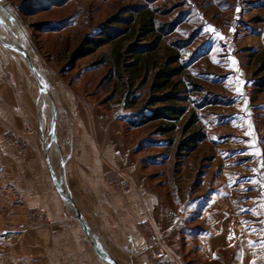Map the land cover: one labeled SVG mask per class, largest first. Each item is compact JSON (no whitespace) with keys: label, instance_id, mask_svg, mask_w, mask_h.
I'll return each instance as SVG.
<instances>
[{"label":"crops","instance_id":"obj_1","mask_svg":"<svg viewBox=\"0 0 264 264\" xmlns=\"http://www.w3.org/2000/svg\"><path fill=\"white\" fill-rule=\"evenodd\" d=\"M237 8L228 27L200 30L205 42L185 71L228 99L218 107L250 131L253 117L262 113L251 103L252 77L241 51L264 49V0H241ZM0 40L6 48L0 49V264H111L103 246L118 264H264V142H251L255 131L241 136L247 142H200L170 178L163 169L166 154L137 152L141 142L132 132L150 122L133 127L135 118L116 119L101 101L66 82L53 94L44 79L56 105L54 130L49 94L39 89L35 99L23 80L17 82L12 67L23 79V51ZM225 78L232 91L214 86ZM206 115L211 122L216 118ZM26 123L35 133L20 153L8 139L23 134ZM201 147L204 154L194 159ZM54 174L102 242L103 255L57 190ZM107 174L127 178L132 192L108 184ZM32 210L47 212L51 221L26 234L24 217ZM9 222L18 227L13 233L4 231ZM151 239L164 248L159 257L150 253Z\"/></svg>","mask_w":264,"mask_h":264},{"label":"rangeland","instance_id":"obj_2","mask_svg":"<svg viewBox=\"0 0 264 264\" xmlns=\"http://www.w3.org/2000/svg\"><path fill=\"white\" fill-rule=\"evenodd\" d=\"M240 1L231 0V7L221 5L219 0H5L0 3V37L8 44L20 46L26 50L53 94L58 92L63 81L67 83L70 90L80 92L86 98L94 96L95 102L101 101L100 104L116 119L146 118L150 117L158 107L163 106L160 100L157 101L156 106L150 105L151 100L174 91L172 88L159 91L154 85L157 80L156 74L164 63V56L169 53V50H175L181 55L180 64H184L187 68V63L194 58L195 50L201 42H205L203 31L200 30L205 25H213L216 28L228 27L237 3ZM159 7L161 13L157 15V26L166 24L167 27L169 26L170 33L162 39L157 52L145 51L151 40L146 39L140 25L135 24L128 33H123L112 43L99 46L96 52L88 57L72 60V54L84 39H97L111 26L125 23L119 18L127 16L128 12H133L138 18L140 12L156 10ZM162 10L165 12L162 13ZM125 19L123 18L122 21H126ZM251 21H247L248 24ZM115 30L112 28L111 33ZM180 40L190 42V45L186 48L174 46V42ZM0 49L4 51L6 49L1 42ZM247 50L250 49H243L241 55L243 63L246 64L247 73L253 77L257 65L254 61L250 63L251 61L244 53ZM139 53H146L139 55L142 57L140 61H138ZM20 57L23 79L10 65L8 57H6L5 66L12 67L17 82L23 80V88L26 87L27 91H32L37 99L40 88L35 74L29 68L24 54ZM191 72L188 69L182 77L175 79L177 82H184L179 86L178 94L188 96L186 98L190 100L187 101L188 103L177 105L186 108V114L177 121L176 129L164 134L160 131L161 127L168 123L157 120L132 132L134 141L141 142L137 152L167 155L162 156L165 165L163 169L169 171L170 178H173L180 167L183 168L186 165V156L189 152H184L181 148L188 136L183 133V129L194 113L198 115L200 121L196 129L205 135L202 142H247L245 137L241 136L254 131L257 138L251 142H264V111L259 110L260 106L264 109V92L258 95L255 93L253 79L251 98L253 95L256 96V101L255 105L252 104L256 107H254L255 110L262 114L253 117L255 128L251 127L248 131L245 122L238 124L233 117L227 115V108L218 107L228 102V99L213 91L205 82L192 80ZM216 77L213 75L212 78L217 79ZM193 84H197L200 90L194 92ZM214 86L229 91L234 89V84L229 83L226 78ZM31 105L33 106V101ZM209 105L214 106L205 108ZM206 114L216 115V118L211 122ZM230 118L234 120L228 121ZM237 127L240 130L236 129ZM68 139L72 140L70 137ZM207 147L210 149L209 146ZM203 149L204 147H201L191 156L194 159L199 155L202 156ZM197 174H200L199 171ZM33 211H28L24 217L26 225L23 231H26L24 232L26 234L39 225H35L30 219ZM8 224L4 228L6 233H13L12 230L18 229L13 222ZM82 228L84 229L83 226ZM22 261L24 263V260Z\"/></svg>","mask_w":264,"mask_h":264},{"label":"trees","instance_id":"obj_3","mask_svg":"<svg viewBox=\"0 0 264 264\" xmlns=\"http://www.w3.org/2000/svg\"><path fill=\"white\" fill-rule=\"evenodd\" d=\"M221 5H229L232 7L230 3L231 0H219ZM161 8H157L156 10H147L144 12H140L138 18L134 16V13L128 12L127 16L120 17L119 19L121 22L120 25L111 26L108 30H104V34L101 35L97 39H84L82 44L75 50L72 54V60L76 61L81 58L88 57L89 55L96 52L99 46L104 44L112 43L114 40L118 39L123 33H128L135 24H139L142 28L143 35L146 39L151 40L148 44V49L145 50L146 52H157L160 49V45L162 43V39L165 35L169 34L170 31L166 24L162 23V25L157 26V15L161 13ZM165 10H162L164 13ZM123 18H126V21H122ZM115 24V23H114ZM124 24V25H121ZM112 28L116 29L115 32L111 33ZM117 31V32H116ZM119 32H121L119 34ZM190 45L185 40L175 41L174 46H179L180 48H186ZM172 49V48H171ZM246 57L249 58L252 63L257 65L255 71L253 72V89L255 93L258 95L259 93L264 92V49L255 54L251 50H247L244 52ZM146 53H139L138 54V61H140L139 55H143ZM142 58V57H141ZM181 55L178 52L170 51L169 53L164 56L163 64L156 74L157 80L155 81L154 85L155 88L159 91H164L168 88H172L174 91L164 94L160 98H154L150 101V105L156 106L157 101L160 100L163 104L162 107H158L154 113L148 118H136L131 120V126L133 127H141L151 121H168V124H165L161 127V132L166 134L173 132L176 129V123L183 117L186 113V108L177 106L179 103H184L190 101L188 96H181L178 94L180 91L179 86L182 85L184 82L179 81L177 82L175 79L178 77H182L185 73L186 67L184 64H180ZM253 59V60H252ZM255 59V60H254ZM243 60V58H242ZM157 65V64H156ZM175 82V83H174ZM192 89L194 92L200 90V87L197 84L192 85ZM217 97V96H216ZM256 96H252L251 103H255ZM188 103V102H187ZM252 104V105H253ZM255 105V104H254ZM200 107V105L198 106ZM198 123L197 115H193L192 118L186 123L183 133L188 136L186 141L184 142L183 150L187 152H192L196 150L199 146V143L202 142L205 138V135L196 129ZM195 129V130H194ZM194 130V131H192ZM197 130V131H196Z\"/></svg>","mask_w":264,"mask_h":264},{"label":"built area","instance_id":"obj_4","mask_svg":"<svg viewBox=\"0 0 264 264\" xmlns=\"http://www.w3.org/2000/svg\"><path fill=\"white\" fill-rule=\"evenodd\" d=\"M35 133L34 127L30 123L24 125L23 134H13L9 137L8 143L15 146L20 153H25L28 149V143L26 137ZM105 181L111 186L120 189L125 194L132 192V186L127 178L118 176L117 174H107L104 176ZM30 219L35 224L48 223L51 221V217L47 212L41 210H34L30 214ZM150 253L153 257H159L164 253V248L158 241L150 240Z\"/></svg>","mask_w":264,"mask_h":264},{"label":"water","instance_id":"obj_5","mask_svg":"<svg viewBox=\"0 0 264 264\" xmlns=\"http://www.w3.org/2000/svg\"><path fill=\"white\" fill-rule=\"evenodd\" d=\"M5 0H0V3H2ZM1 42V40H0ZM2 43V42H1ZM54 182H55V186L57 188V190L59 191V193L61 194V196L69 203V205L72 207L76 217L78 218V220L81 222L82 226L84 227V230L86 231V233L89 235V237L91 238L92 244L96 250V252L98 253L99 256H101L100 250L97 248V245L95 244V242H98L101 245V241L99 240V238L94 234V232L92 231L91 227L89 226V224L84 220L83 216L81 215V213L79 212V210L75 207V204L72 200V198L66 193V191L63 189L62 185L59 183L57 176L54 174ZM103 246V245H102ZM104 248V254L105 257L108 261H110L111 264H118L115 259L111 256V254L109 253V251L107 250V248L105 246H103Z\"/></svg>","mask_w":264,"mask_h":264},{"label":"bare ground","instance_id":"obj_6","mask_svg":"<svg viewBox=\"0 0 264 264\" xmlns=\"http://www.w3.org/2000/svg\"><path fill=\"white\" fill-rule=\"evenodd\" d=\"M7 44V43H6ZM10 47H15V46H11L10 45ZM19 48H21V50H23V54L25 55V57L28 59V61H29V64H30V67H31V69H32V71L34 72V74L36 75V78H37V80H38V83H39V87H40V89L42 90V91H44V92H46L47 94H49V96H50V98H51V100H52V102H53V105H54V117H53V129L55 130V126H56V118H57V114H56V105H55V103H54V101H53V98H52V96H51V94H50V92H49V89H48V87H47V85L44 83V78L41 76V74L37 71V69H36V67L34 66V64L32 63V61L30 60V58H29V55L27 54V52H26V50L25 49H22V47H20V46H18ZM17 47V48H18ZM95 244L97 245V248L100 250V253L103 255V250L101 249V246H100V244L98 243V242H95Z\"/></svg>","mask_w":264,"mask_h":264},{"label":"snow or ice","instance_id":"obj_7","mask_svg":"<svg viewBox=\"0 0 264 264\" xmlns=\"http://www.w3.org/2000/svg\"><path fill=\"white\" fill-rule=\"evenodd\" d=\"M239 8H237V11L239 12ZM210 27V29L213 31V32H215V29L212 27V26H209ZM217 35H219V33H217ZM233 236H234V234L232 235V236H229V239L231 240L232 238H233Z\"/></svg>","mask_w":264,"mask_h":264}]
</instances>
